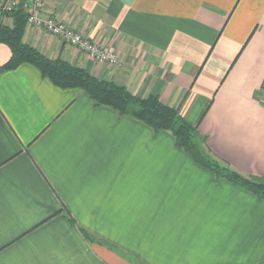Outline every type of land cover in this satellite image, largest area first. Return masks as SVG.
<instances>
[{
  "label": "crops",
  "instance_id": "0c3cea01",
  "mask_svg": "<svg viewBox=\"0 0 264 264\" xmlns=\"http://www.w3.org/2000/svg\"><path fill=\"white\" fill-rule=\"evenodd\" d=\"M44 3L120 64H96L43 28L28 26L26 43L158 96L200 121L220 162L264 182V0ZM10 57L0 44V66ZM263 263L264 199L198 165L171 133L31 65L0 72V264Z\"/></svg>",
  "mask_w": 264,
  "mask_h": 264
},
{
  "label": "trees",
  "instance_id": "16d2710c",
  "mask_svg": "<svg viewBox=\"0 0 264 264\" xmlns=\"http://www.w3.org/2000/svg\"><path fill=\"white\" fill-rule=\"evenodd\" d=\"M12 18L11 25L0 21V44L11 51L9 61L0 66V72L15 70L23 64L31 65L59 89L82 90L96 107L110 108L123 117H132L155 132L171 133L177 147L191 156L198 165L211 171L216 177L226 179L264 199V182L243 176L220 162L209 151L206 139L198 132L197 125L200 121L197 125L188 123L173 107L163 104L158 96H135L125 86L95 77L62 58L45 57L25 41L28 27L25 11L18 9ZM70 221L75 224L72 218ZM81 231L87 240H93L88 233Z\"/></svg>",
  "mask_w": 264,
  "mask_h": 264
},
{
  "label": "built area",
  "instance_id": "2783aa9c",
  "mask_svg": "<svg viewBox=\"0 0 264 264\" xmlns=\"http://www.w3.org/2000/svg\"><path fill=\"white\" fill-rule=\"evenodd\" d=\"M20 8L27 14L28 26L43 28L61 42L79 48L96 64L119 66L120 60L112 45H99L67 23L48 14L44 0H0L1 22L8 17L12 24V15Z\"/></svg>",
  "mask_w": 264,
  "mask_h": 264
}]
</instances>
